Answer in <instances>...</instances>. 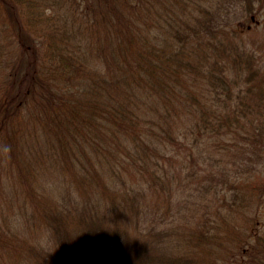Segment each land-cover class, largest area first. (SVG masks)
<instances>
[{
  "label": "trees",
  "instance_id": "1",
  "mask_svg": "<svg viewBox=\"0 0 264 264\" xmlns=\"http://www.w3.org/2000/svg\"><path fill=\"white\" fill-rule=\"evenodd\" d=\"M205 3L201 8L199 0H0V179L11 183L15 195L35 197L40 214L39 225L33 224L37 239L26 237L28 242L15 239L19 228L10 219L1 221L0 246L19 250L14 264H89L93 251L102 258L112 254V264H264V181H256L264 177V155L254 167L241 161L227 167L216 155L206 159L230 174L207 186L212 211L180 222L170 221L171 206L152 216L141 204L145 189L138 191L141 185L130 180L128 185L117 169L135 163V154L145 185L174 187L160 162L171 158L165 147L158 149L164 142L141 109L157 86L162 106H182L185 115L197 117L189 129L204 128L207 143L211 131L247 140L256 128L262 140L252 134L248 152L264 153V67L255 48L236 39L262 24L264 0ZM237 24L248 26L241 31ZM246 78L258 79L259 87L253 90ZM253 94L263 109L259 120L227 109L245 114ZM220 102L229 112L207 117V103L211 109ZM164 127L160 138L185 144ZM191 141L195 145L198 136ZM90 150L110 162L113 188L121 183L124 191L111 194L109 205L93 201L87 190L83 202L61 195L57 186L50 189L61 197L42 196L51 178L94 173ZM172 166L167 169L179 182ZM194 176L193 170L187 175L190 185ZM251 209L255 214L242 227Z\"/></svg>",
  "mask_w": 264,
  "mask_h": 264
},
{
  "label": "rangeland",
  "instance_id": "2",
  "mask_svg": "<svg viewBox=\"0 0 264 264\" xmlns=\"http://www.w3.org/2000/svg\"><path fill=\"white\" fill-rule=\"evenodd\" d=\"M207 1L208 0H206V2ZM199 4L201 8L206 6L205 0H199ZM254 25L255 24L251 25L252 27H254V32L253 30L245 31L243 34H241L240 37L236 39L240 42H245L246 45L251 49L255 48L258 53V55L255 57L256 61H258L260 65L264 67V17L263 22L261 25H259V27H255ZM247 26V24H237V29L242 31L245 30ZM240 72L245 75L247 71L243 68L242 70H240ZM247 82L251 83V88L253 90H256L257 87H259L258 79L256 81ZM206 87L209 89V85H207ZM195 88H199V86L196 85ZM241 88L245 89L246 85L241 86ZM232 89L236 91L237 88L235 86ZM158 90L159 86L152 89V92L151 94H149V97L145 98V102L141 106V109L144 111V116H147V118L149 119V125L152 130L156 133V137L164 142V144L158 145V149H160L161 152H164L163 147H165L168 151L166 155L171 158V160H167L166 158L162 160L160 159V162L163 166L161 168L162 172L164 174H167L169 180L174 184V187L168 185L169 188L172 189V194L170 192L171 190L167 187V185H153L152 183L149 185H145L144 182L141 181L140 175L142 174L139 173L141 171V161L135 154V163L129 162L127 168L117 166V169L121 174L122 179H124L126 182L127 180H130L129 183H132L133 186L136 184L141 185L140 187H135L138 191L141 192L145 189L146 193L144 194V196L141 197V204L142 206H147L145 208L150 209V214L152 216L153 214H155L158 217L161 214H164V212L168 210L171 206V210L169 212L170 215H168L171 217L170 221H179V218L183 221L185 217L190 218L189 216L193 213L207 214L212 211L214 209V203L212 202V199H210L211 194L209 193L207 186L209 187L216 181V183H219L218 180H225L227 176H223L224 173L230 174L229 171H222V167L221 169H219L218 167L217 169L215 167H210L209 162L205 163V160L209 158L213 159V155H216L217 158H224L223 164L227 167H231L233 164L238 163L240 161V164L243 166H260V161H263V158H261V156H263L264 153L260 151L255 153V155H253V153L251 152L249 153L247 143H249V146H251V140L253 139V135L258 143L262 140V138L254 133L256 131L259 132V130H256V128L251 129L249 131L251 136L247 140L246 138L242 137L235 139L230 136V134L224 135V132L222 130L220 132L211 131L212 137L209 133H207L209 134L207 143V135L205 133L204 128H195L196 130L189 129L190 123H192L193 125L195 122H198L197 117L194 116L193 119V117L191 118L185 115L183 113L182 106L175 111L171 109V106H162L164 98L161 93L157 92ZM137 95L143 97L144 94L142 92H138ZM234 97L235 92L234 94L232 93L230 95V98L227 101L230 103L232 100H234ZM250 99V105L252 109L249 111H244L245 114H243L241 111H238V109L235 107H230L227 109L235 111L234 113L240 116L241 118L244 115H247L253 116L257 120H259L260 109H263L260 107H256L254 102L252 101L257 100V95H251ZM220 104L221 105H219L218 107L215 105L210 109L209 104L207 103V111L209 113L207 117L212 114L221 115L220 113L229 112L225 110V106H223L221 102ZM169 110L171 114H169ZM247 116H245L244 122ZM257 120H255L256 122L254 123L258 125L259 123L257 122ZM161 126H166L164 128L170 130L171 136L175 137L176 139L178 135L180 140L184 138L185 144H182L180 141V143L176 146V143L172 144L164 137L160 138V136L163 134V131L159 129V127ZM215 128H219V126L215 125ZM261 130L263 131L264 128H262ZM150 133L153 136V133ZM247 134L248 132H243L244 136H247ZM203 135L206 136L204 140L202 139ZM194 136H198V142L195 145H192L191 140ZM119 140L122 141V138L120 137ZM122 142L125 143L124 141ZM108 146L111 149V145ZM240 151H242L243 153H237ZM89 156L94 161V173H91L90 171L89 173L78 172L77 174H73L71 177H69V179L65 178L67 181H59L57 179L54 181V179L51 178L49 182L46 181L51 185L48 187L47 191L41 192L42 196L59 198L61 197V195H66V197L68 195V197H76V199L78 198L79 202H83L85 196L84 193L87 190V192L89 191L88 195L91 196L93 201H99L102 204L109 205V196L111 194L115 195L124 191L126 189V185L124 186L121 185V183H116L119 189L113 188L112 181L114 179V173H111L109 170L108 165L110 162L105 161L103 158H98L92 150L89 151ZM170 163L173 164L172 173L176 175L179 182L174 178V176L171 175V173L167 169L170 168ZM186 166L188 167L186 168ZM10 168L12 169V171H10L13 175L17 173V171H15L12 167ZM192 170L194 171L195 176L193 184L190 185V179L187 178V175L190 174ZM214 173L215 176H213ZM52 181L53 183H50ZM256 181H264V177ZM39 182L42 184H46L45 181H42L40 179ZM252 182L255 184L254 180H252ZM59 183L64 185H61ZM129 183L127 182L128 185H130ZM10 186L11 183L6 182L4 178L0 179V225L3 219H10V222L8 224H15L19 228V230L17 229L14 232L15 239L24 240L26 242L29 241L28 239H26V237L30 239H37L33 234V231H38V228L33 229V224L34 227H37L39 225L40 214L37 213V205H35L34 202L35 197H26L24 194H19L20 196H17L14 193L10 192ZM14 186L16 188L17 185L14 184ZM52 186H57L64 192H59L61 193V195H59L56 190L53 191L50 189ZM89 189H91V191ZM46 192L48 195L46 194ZM200 195H203V198L199 199ZM117 200L120 201V197H117ZM251 210L253 212L248 217H246L247 219L243 218L240 220V224L242 225V227L249 226L248 220L252 219L251 217L255 214L254 210L256 209ZM259 211L262 215V210ZM255 224L256 222H254L253 225ZM23 226L25 227L23 228ZM255 230L256 228L253 229V231ZM7 248L0 246V264H14L13 260L18 256L19 250L13 251V249H11L9 252V249L7 250ZM89 257L92 258V261L89 264H112V261H114V256L112 254H107L104 258H102L97 252L94 251L90 254ZM26 264H28V262H26Z\"/></svg>",
  "mask_w": 264,
  "mask_h": 264
}]
</instances>
